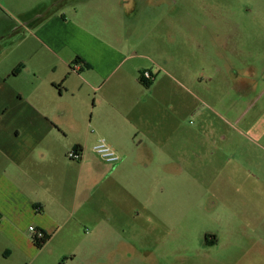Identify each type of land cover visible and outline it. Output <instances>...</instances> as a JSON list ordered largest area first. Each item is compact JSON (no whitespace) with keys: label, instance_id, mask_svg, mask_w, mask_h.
Wrapping results in <instances>:
<instances>
[{"label":"crops","instance_id":"1","mask_svg":"<svg viewBox=\"0 0 264 264\" xmlns=\"http://www.w3.org/2000/svg\"><path fill=\"white\" fill-rule=\"evenodd\" d=\"M232 1L185 9L179 30L191 48L179 57L193 59L200 89L264 152V0ZM88 2L0 0V264H104L106 248L89 239L103 217L96 201L122 189L130 217L136 187L153 182L169 148L179 154L184 107L174 99L169 120L164 101L185 83L160 74L130 34L103 41L89 30ZM144 70L155 76L150 85L140 81ZM102 137L121 161L94 151ZM72 150L79 160L68 158ZM30 226L48 235L42 248Z\"/></svg>","mask_w":264,"mask_h":264},{"label":"rangeland","instance_id":"2","mask_svg":"<svg viewBox=\"0 0 264 264\" xmlns=\"http://www.w3.org/2000/svg\"><path fill=\"white\" fill-rule=\"evenodd\" d=\"M228 1L89 0L84 5L89 30L102 34L103 41L130 34L136 50L158 62L160 74L186 86L185 91L172 86L164 101L169 120L176 117L169 106L174 99L184 107L179 154L169 148L160 159L163 168L153 170V182L136 187L138 205L131 206L130 217H124L122 189H105L96 201L103 217L89 239L106 248L100 255L104 264H264V152L231 128L230 116L200 89L204 74L193 59L179 57L185 9ZM232 4L245 7L243 0ZM91 226L84 231L91 232ZM114 245L121 250L111 251Z\"/></svg>","mask_w":264,"mask_h":264},{"label":"built area","instance_id":"3","mask_svg":"<svg viewBox=\"0 0 264 264\" xmlns=\"http://www.w3.org/2000/svg\"><path fill=\"white\" fill-rule=\"evenodd\" d=\"M141 77L146 81L154 79V74L150 70H144L141 73ZM94 151L107 163L116 164L121 161L120 154L109 144L106 138H99L94 146ZM68 158L73 160L80 159V151L72 150L68 153ZM30 232L32 234L33 241L44 240L46 232L35 226H30Z\"/></svg>","mask_w":264,"mask_h":264},{"label":"trees","instance_id":"4","mask_svg":"<svg viewBox=\"0 0 264 264\" xmlns=\"http://www.w3.org/2000/svg\"><path fill=\"white\" fill-rule=\"evenodd\" d=\"M140 81H141L142 83H144L145 85H150V84H151V81H146V80L143 79L141 76H140ZM47 239H48V235L46 234V237H45L44 240H38V241H34V242L36 243V245H37L39 248H42V247L45 245Z\"/></svg>","mask_w":264,"mask_h":264},{"label":"flooded vegetation","instance_id":"5","mask_svg":"<svg viewBox=\"0 0 264 264\" xmlns=\"http://www.w3.org/2000/svg\"><path fill=\"white\" fill-rule=\"evenodd\" d=\"M206 236L208 237L209 235L207 234Z\"/></svg>","mask_w":264,"mask_h":264}]
</instances>
